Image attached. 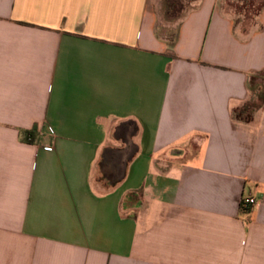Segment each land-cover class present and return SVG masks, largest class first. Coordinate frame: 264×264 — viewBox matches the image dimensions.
I'll return each mask as SVG.
<instances>
[{"label":"crops","instance_id":"obj_1","mask_svg":"<svg viewBox=\"0 0 264 264\" xmlns=\"http://www.w3.org/2000/svg\"><path fill=\"white\" fill-rule=\"evenodd\" d=\"M190 1L0 0V264H264V0Z\"/></svg>","mask_w":264,"mask_h":264},{"label":"rangeland","instance_id":"obj_2","mask_svg":"<svg viewBox=\"0 0 264 264\" xmlns=\"http://www.w3.org/2000/svg\"><path fill=\"white\" fill-rule=\"evenodd\" d=\"M225 9L237 14L240 21L247 27L258 13L261 0H221ZM190 0H155L157 11V35L171 45L175 39L178 25L190 8Z\"/></svg>","mask_w":264,"mask_h":264},{"label":"built area","instance_id":"obj_3","mask_svg":"<svg viewBox=\"0 0 264 264\" xmlns=\"http://www.w3.org/2000/svg\"><path fill=\"white\" fill-rule=\"evenodd\" d=\"M257 204L256 200L251 198V197H245L241 201V208L245 211L248 212L251 210L252 207H254Z\"/></svg>","mask_w":264,"mask_h":264},{"label":"trees","instance_id":"obj_4","mask_svg":"<svg viewBox=\"0 0 264 264\" xmlns=\"http://www.w3.org/2000/svg\"><path fill=\"white\" fill-rule=\"evenodd\" d=\"M237 118H240V119L242 118V119H244L246 121L250 120V118H251L250 111L244 110L240 115H237ZM23 134L26 135L27 137H30V136L32 137V133L31 132H24ZM241 211L245 212L242 208H241Z\"/></svg>","mask_w":264,"mask_h":264}]
</instances>
